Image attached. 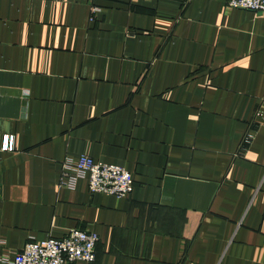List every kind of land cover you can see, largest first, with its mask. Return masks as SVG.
I'll list each match as a JSON object with an SVG mask.
<instances>
[{
  "label": "crops",
  "instance_id": "crops-1",
  "mask_svg": "<svg viewBox=\"0 0 264 264\" xmlns=\"http://www.w3.org/2000/svg\"><path fill=\"white\" fill-rule=\"evenodd\" d=\"M80 153L131 190L57 184ZM71 227L97 240L67 264H264V11L0 0V252Z\"/></svg>",
  "mask_w": 264,
  "mask_h": 264
},
{
  "label": "built area",
  "instance_id": "built-area-1",
  "mask_svg": "<svg viewBox=\"0 0 264 264\" xmlns=\"http://www.w3.org/2000/svg\"><path fill=\"white\" fill-rule=\"evenodd\" d=\"M224 6L264 11V0H224ZM98 9L91 6V15ZM257 107L254 116L258 115ZM249 131L243 134L238 151L250 140ZM2 148L13 149V135L4 134ZM78 178H85L89 192H103L116 197L127 194L132 187L131 173L122 165L94 160L80 153L74 158L66 156L60 161L57 184L73 188ZM97 234L80 227L68 228L60 237L30 239L20 249H7L0 252V264H67L73 260L91 261L94 258V245Z\"/></svg>",
  "mask_w": 264,
  "mask_h": 264
}]
</instances>
